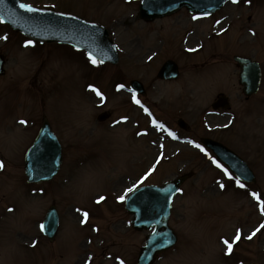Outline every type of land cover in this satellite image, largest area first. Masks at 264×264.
Here are the masks:
<instances>
[{
  "label": "rangeland",
  "instance_id": "rangeland-1",
  "mask_svg": "<svg viewBox=\"0 0 264 264\" xmlns=\"http://www.w3.org/2000/svg\"><path fill=\"white\" fill-rule=\"evenodd\" d=\"M22 1L103 24L119 62L93 64L82 51L29 40L0 21L7 60L0 76V264H136L146 232L131 229L119 197L180 174L190 176L172 201L169 224L178 241L154 264H264V0L227 2L202 17L180 9L148 22L137 17L139 0ZM234 54L262 67L260 88L248 98ZM167 58L179 66L170 82L156 78ZM131 79L143 83L144 96L134 99ZM220 94L230 105L214 112ZM136 100L155 114L156 125ZM101 112L109 116L97 121ZM42 116L61 141L63 162L51 181L32 185L23 155ZM168 127L181 138L224 143L248 162L256 181L243 183L205 148L172 140ZM50 204L59 213L53 241L40 229Z\"/></svg>",
  "mask_w": 264,
  "mask_h": 264
},
{
  "label": "water",
  "instance_id": "water-1",
  "mask_svg": "<svg viewBox=\"0 0 264 264\" xmlns=\"http://www.w3.org/2000/svg\"><path fill=\"white\" fill-rule=\"evenodd\" d=\"M227 0H141L139 16L151 20L170 14L182 6L199 14L212 13ZM27 5L20 0H0V18L13 29L41 42L69 43L85 49L102 61H117V52L113 42L108 38L107 30L100 24L69 13ZM239 71V83L243 92L250 95L258 89L260 67L249 58L234 56ZM4 58L0 54V74ZM176 66L167 61L159 72L160 77L176 76ZM226 106V98L220 97L214 104ZM204 142L234 173L246 181H254V175L246 163L223 145L205 139ZM61 149L56 136L49 130L47 121L43 125L25 153L24 173L27 182L40 183L51 179L58 172L61 163ZM185 176L177 177L160 186L146 185L134 190L126 198L125 209L133 215L132 227L153 231L145 238V245L138 256V264H150L155 256L174 245L176 234L168 226L171 200ZM43 232L49 239L55 235L58 217L55 207H50L45 215Z\"/></svg>",
  "mask_w": 264,
  "mask_h": 264
},
{
  "label": "snow or ice",
  "instance_id": "snow-or-ice-1",
  "mask_svg": "<svg viewBox=\"0 0 264 264\" xmlns=\"http://www.w3.org/2000/svg\"><path fill=\"white\" fill-rule=\"evenodd\" d=\"M21 7H28V6L22 4ZM27 43H28V44H31L32 41H27ZM90 55H91V54H90ZM92 63H93V64L97 63V60H96L94 57L92 58ZM89 87H93V86L90 85ZM118 87L123 88L124 85H119ZM94 90L96 91L97 95H101V96H102V93H100L98 89H94ZM134 99H135V97H134ZM137 103H139V101H137ZM124 119H126V118H124ZM21 123H26V121H21ZM172 135H174V133H173ZM197 146L199 147V145H197ZM2 167H3V162L0 161V168H2ZM225 172H227V169H225ZM237 183H239V181H237ZM221 186L223 187V185H221ZM241 187H243V185H241ZM127 191H128V192H132L133 189H132V188H129ZM253 196H256L257 199H259V196H258L256 193H253ZM99 199H100V200H103L104 197L101 196ZM119 199H120V200H124L125 197H124V196H120ZM261 210L264 211V201H261ZM87 216H88V213H87V212H84V217L87 218ZM41 228L43 229V228H44V225H41ZM260 228H264V224H262V225L260 226ZM260 228L256 229V231H259ZM255 234H256V232L254 231V232L252 233V236H254ZM240 238H241V236H240V231L237 230V234H236V236H235V240L238 241ZM249 239H251V236H249ZM224 243L228 246V252H231V251H232V244H231L227 239L224 240ZM121 264H123V262H121Z\"/></svg>",
  "mask_w": 264,
  "mask_h": 264
}]
</instances>
